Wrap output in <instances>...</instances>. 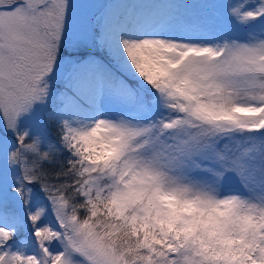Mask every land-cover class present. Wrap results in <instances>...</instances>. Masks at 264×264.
Returning a JSON list of instances; mask_svg holds the SVG:
<instances>
[{"label": "snow or ice", "instance_id": "6c2138e0", "mask_svg": "<svg viewBox=\"0 0 264 264\" xmlns=\"http://www.w3.org/2000/svg\"><path fill=\"white\" fill-rule=\"evenodd\" d=\"M130 7L0 0V264H264V0Z\"/></svg>", "mask_w": 264, "mask_h": 264}, {"label": "rangeland", "instance_id": "374dc122", "mask_svg": "<svg viewBox=\"0 0 264 264\" xmlns=\"http://www.w3.org/2000/svg\"><path fill=\"white\" fill-rule=\"evenodd\" d=\"M157 1H164V0H157ZM212 4L219 6L218 15H221V19H223L222 14L227 10V6L229 4L237 3L238 0H210ZM101 2H107V0H101ZM195 3H202L199 0H172L170 5H181V4H195ZM184 11V10H181ZM231 34V35H240L236 29L232 28L231 26L227 25V23H222L220 29L218 30L217 34Z\"/></svg>", "mask_w": 264, "mask_h": 264}, {"label": "bare ground", "instance_id": "6f19581e", "mask_svg": "<svg viewBox=\"0 0 264 264\" xmlns=\"http://www.w3.org/2000/svg\"><path fill=\"white\" fill-rule=\"evenodd\" d=\"M125 6H130L129 4L125 5ZM123 12L127 11L128 8H125V9H121Z\"/></svg>", "mask_w": 264, "mask_h": 264}]
</instances>
